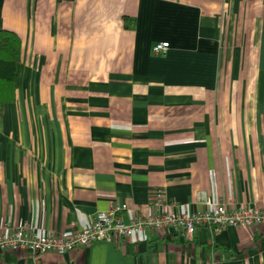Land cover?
Listing matches in <instances>:
<instances>
[{
	"label": "crops",
	"instance_id": "1",
	"mask_svg": "<svg viewBox=\"0 0 264 264\" xmlns=\"http://www.w3.org/2000/svg\"><path fill=\"white\" fill-rule=\"evenodd\" d=\"M0 29L21 49L0 109V229L74 234L109 202L124 222L207 209L200 196L264 207V0H0ZM0 264H264V225Z\"/></svg>",
	"mask_w": 264,
	"mask_h": 264
},
{
	"label": "built area",
	"instance_id": "2",
	"mask_svg": "<svg viewBox=\"0 0 264 264\" xmlns=\"http://www.w3.org/2000/svg\"><path fill=\"white\" fill-rule=\"evenodd\" d=\"M168 48L166 41L155 42L151 52L163 55ZM207 209L193 212H176L173 209L142 216L133 215L124 222L121 213L126 205L108 203L105 211L96 212L78 232L58 235L52 232L37 233L33 228L18 226L0 229V252L27 251L39 254L50 251L63 253L74 248L86 247L94 242H114L128 238L147 229L180 232L191 238L195 228L207 226L213 231L225 227H255L264 225V207L244 206L237 209L227 208L224 204H211L205 196L198 197ZM164 193L155 191L152 205L163 206Z\"/></svg>",
	"mask_w": 264,
	"mask_h": 264
},
{
	"label": "trees",
	"instance_id": "3",
	"mask_svg": "<svg viewBox=\"0 0 264 264\" xmlns=\"http://www.w3.org/2000/svg\"><path fill=\"white\" fill-rule=\"evenodd\" d=\"M127 18L124 17V26ZM20 39L16 33L0 29V109L14 98V81L20 65Z\"/></svg>",
	"mask_w": 264,
	"mask_h": 264
}]
</instances>
